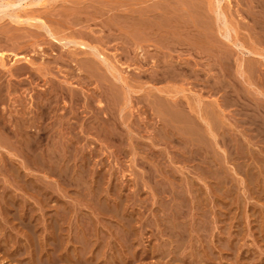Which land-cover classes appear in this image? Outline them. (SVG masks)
<instances>
[{
  "label": "rangeland",
  "instance_id": "374dc122",
  "mask_svg": "<svg viewBox=\"0 0 264 264\" xmlns=\"http://www.w3.org/2000/svg\"><path fill=\"white\" fill-rule=\"evenodd\" d=\"M0 1L2 10L4 1ZM30 1L44 2L14 0L12 9H9L15 12L32 9L44 22L50 17L54 23L48 20L45 30L27 25L19 28L16 25L15 35L20 34V39L16 35L11 40L10 33H0V52H3V62L6 64L5 67L0 65L1 94L3 104L7 106L1 111L7 116L10 110H20V102L24 101L23 106L30 109L29 116L35 117L38 95L49 94L55 89L59 105L58 108L56 106L58 112H51L50 118L43 121L47 132L41 136L42 141L38 139L40 146L36 145L35 156L33 151L27 159V152L20 149L21 142L16 143L14 148L15 153L20 150V156L10 155V151L14 150L7 149L9 146L4 143L7 139L0 135V233L5 231L13 236V241L19 240L24 246L30 243L18 221V214L24 211L7 207L10 200H26L29 204L26 211L33 210L40 222H46V226L48 222L44 219L56 209L50 200L47 206H39L35 203L37 194L32 195L34 192L28 188L21 190L18 188L20 186L28 184L32 188H47L48 197L61 195V211L65 209L70 216L76 211L86 212L94 222L97 219L95 211L98 210L96 200L99 195L112 191L114 197L117 195L123 200L121 209L136 217V221H133L135 224H132L137 234L131 249L133 252L118 241L116 247L119 251L121 249V256H117L115 264H264V41L262 43L261 37L255 38V33L257 36L258 33L251 28L252 16L248 12L255 7L254 10L259 13L260 2L264 0H213V11L208 8L207 0H202L205 16L209 19L205 16V19L202 18L211 23V31L222 41L220 50L216 52L202 53L188 45L178 47L181 50H172L174 41L161 39L155 44L152 41L143 42L144 49L139 54L128 50L131 45L134 46L135 40L129 31L122 32L120 26L131 10L127 9L124 14L115 9L109 10L106 7L109 0H45L47 3L44 6L28 5ZM178 1L148 0L141 5L149 8L151 4L159 2L175 11L185 3V0ZM218 13L226 15L220 16L221 23L216 22ZM124 16V19L120 18ZM75 18L82 22L93 20L87 22L91 24L85 29L84 24L87 23L69 25L70 20ZM224 20L238 24L237 33L230 32L233 39L243 43L246 48L256 46L263 55L257 56L256 61L250 60V55L226 45V40L218 31ZM8 24V18L0 21L1 28L7 29ZM54 28H58V31ZM90 28H93V33ZM29 29L33 36L27 35ZM46 30L49 34L54 30L57 38L66 32L86 31L98 40L91 41L78 34L77 39L89 41L97 55L73 53L74 46L68 47L58 41H51V47L49 42L53 39H50V35L46 36ZM16 44L25 46L16 49ZM228 49H232V53L229 54ZM13 53H25L35 64L31 65L25 60L14 63ZM87 56L98 63L99 68L94 69L93 77L83 63ZM249 61L255 64L252 85L238 70L240 64ZM20 65L26 66L31 75L8 76L5 71L8 67L12 66L15 71ZM74 108H77L75 113ZM70 124L73 126L72 134L77 137L66 133L68 126L71 129ZM30 130L29 135L36 136L34 128ZM67 143L70 145L66 148ZM38 156L42 158L38 159ZM5 159L14 169L20 167L17 170L21 175L20 181L16 180L15 172L3 164ZM28 160L32 161L33 169L26 172L21 165ZM39 161L48 163L45 169L39 167ZM49 162H56L57 167H53V163L50 169L47 168ZM60 170L64 172V177ZM84 174L86 180H83ZM83 189L97 193L94 194V202V196L88 198L80 195ZM78 198L82 200L81 204ZM109 200L112 204V197ZM175 214L183 216V219L180 217L186 230L183 239L178 237L176 240ZM39 227L43 230L41 224ZM0 242V264H21L17 262L19 257L13 253L16 246H9V239L3 240L1 236ZM1 244L10 250V254L13 253L12 256L6 254L5 248L3 252ZM210 249L213 254L208 253ZM98 259L100 264H114L113 260L106 263L104 257ZM59 263L65 264L60 260L53 264Z\"/></svg>",
  "mask_w": 264,
  "mask_h": 264
},
{
  "label": "bare ground",
  "instance_id": "6f19581e",
  "mask_svg": "<svg viewBox=\"0 0 264 264\" xmlns=\"http://www.w3.org/2000/svg\"><path fill=\"white\" fill-rule=\"evenodd\" d=\"M3 8L0 11V21L2 22L5 18H8L9 24L7 25V29L5 27V29L0 27V33L6 32V33H10V39L11 38H15L16 35L19 37L20 34H16L15 35V31L18 27H23V26H34L37 27L39 30L46 27V22L49 20L50 23L53 22V19H51L50 17H48L49 19H47V21L44 22L43 19H41L42 17L40 16H36V12L35 10L32 9H24L23 11L18 10V12L15 10L12 11L9 9V7L11 8V6L14 3V0H3ZM57 1V0H55ZM75 1V0H74ZM96 1V0H93ZM148 0H114L111 1L109 0L107 3H109V6H106L108 8H110L109 10H117L121 13H125L127 12L126 10H131L130 14L126 17H120L122 19H124L126 17V19H124L122 22V24L120 25L122 28V32L123 30H127L129 31V35L135 40V44L134 46H128L129 47V51L134 52V53H140L144 47H143V42H148V41H152L154 42H159V40L162 39V41L164 39H171L173 43V45L175 44V46L173 47L171 44V49L172 50H176V49H180L178 47L180 46H191L199 49L202 53H212V51H218L219 49V45L222 44V41L220 40L219 36L216 35V33L214 34L211 31V23L203 20L204 16L206 15L204 13V7L202 6V0H194V2H192V4L190 3L191 0L187 1L189 2L188 4L185 3L181 6V8L178 6V8H180L179 10H171L168 5H164V3H155V4H151V6H146L149 8H144L145 6H142V3L147 2ZM178 1V0H176ZM181 0H179L178 2H180ZM193 1V0H192ZM1 2V1H0ZM31 2V3H30ZM28 5H41L44 6L45 3H47V1L44 0V2H32L30 1ZM117 2V3H116ZM258 2V1H256ZM99 3V2H98ZM110 3H112V5H110ZM176 3V2H175ZM102 4V3H101ZM135 4L137 5L135 7ZM150 4V3H149ZM207 4H208V8L210 10H214V2L213 0H207ZM16 5V4H15ZM108 5V4H105ZM181 5V4H180ZM128 6V7H127ZM252 6V5H251ZM257 6V5H255ZM259 7V5L257 6ZM177 7H175L176 9ZM255 8V7H254ZM254 8L252 10H248V12L251 14L252 17L251 18V28L256 29L258 36L255 33V38H262L260 39L263 43L264 41V1L260 2V12L257 13ZM12 9V8H11ZM86 9V8H85ZM174 9V8H173ZM218 9V8H216ZM37 10V9H36ZM45 11V10H44ZM107 11V10H106ZM258 11V10H257ZM72 14V11H70ZM69 12V13H70ZM91 12V11H90ZM39 15H42L40 12H38ZM118 13V12H117ZM123 13V14H124ZM222 13V12H221ZM221 13H218L216 15V22H218L220 20V16H226ZM119 14V13H118ZM193 14H195L193 16ZM214 14V13H213ZM221 14V15H219ZM76 15V14H75ZM103 15V14H102ZM167 15V16H166ZM45 17V16H44ZM47 17V15H46ZM203 17V18H202ZM260 17V18H258ZM77 18V17H76ZM75 18V19H76ZM118 18V17H117ZM206 18V16H205ZM204 18V19H205ZM226 17H224L225 19ZM46 19V18H45ZM119 19V18H118ZM209 19V18H206ZM223 19V18H222ZM227 19V18H226ZM231 19V18H230ZM93 19H88L86 20V22H82L81 20H73L69 22V25H78L77 23H87L89 21H92ZM6 21V20H5ZM215 22V23H216ZM220 22V21H219ZM49 23V24H50ZM81 23V24H82ZM221 23V22H220ZM239 23V22H238ZM91 23H87L84 24V28H89ZM217 24V23H216ZM18 25V27L16 26ZM54 25V24H53ZM80 25V24H79ZM238 25V24H237ZM236 25V22H233L232 20L228 21V20H224L221 24V26L219 25L218 31L221 35V37H223L227 44L226 45H231L233 47H235V49H239L242 51L243 54H247L250 55L249 59L250 60H255L256 61V57L257 56H261L263 55L262 52L256 47V46H251L250 48H246L243 43L239 42L237 39H233L230 36V32L234 31L236 32V29L238 28ZM48 26V25H47ZM58 26V25H57ZM61 26V25H60ZM81 26V25H80ZM116 27V26H114ZM216 27V26H215ZM218 27V26H217ZM49 28V27H48ZM59 28V27H58ZM58 28H54V30L57 32ZM71 28V27H70ZM69 28V29H70ZM112 28V27H110ZM47 28H44V30ZM52 29V28H51ZM21 30V29H20ZM23 30V29H22ZM49 30V29H48ZM53 30V32H54ZM90 32L93 33V28H90ZM110 30V29H109ZM17 31V30H16ZM60 31V30H59ZM62 31V30H61ZM60 31V32H61ZM111 31V30H110ZM49 32V31H48ZM53 32L51 34L46 33L48 35H50L53 40H50L49 45L52 47L53 43H51V41H58L60 43H63V45H66L69 47V45L74 46V49L72 50L73 53H84L86 55H93L95 53H97L96 49H94L93 45H91V43L88 41L86 42L85 40H83L84 38H88L89 40H98L95 39L96 37L90 36L88 32H83V31H71V32H66L67 34H64V36H60L59 38L55 37L53 34ZM109 32V31H108ZM233 32V33H234ZM218 33V34H219ZM237 33V32H236ZM38 34V33H36ZM58 34V33H57ZM77 34L78 36H80L81 38L84 37L82 40H78L77 39ZM27 35H34V33L30 32V29L28 30ZM59 35V34H58ZM39 36V35H38ZM236 36V35H234ZM6 37V36H5ZM45 37V36H44ZM114 37V36H113ZM112 37V38H113ZM107 38V36H106ZM105 38V39H106ZM1 39V37H0ZM20 39V38H19ZM23 39V38H22ZM101 39V38H100ZM111 39V38H110ZM12 40V39H11ZM62 40H65L64 42H62ZM109 40V38H108ZM256 40V39H255ZM100 41V40H99ZM105 41V40H103ZM170 42V40H168ZM167 41V42H168ZM258 41V40H257ZM102 42V41H101ZM151 42V43H152ZM157 42V43H158ZM94 43V42H93ZM106 43V42H105ZM162 43V42H161ZM20 44V43H19ZM99 44V42H98ZM101 44V43H100ZM131 44V42H130ZM166 44V42H165ZM169 44V43H168ZM169 44V45H170ZM254 44V43H253ZM164 45V44H162ZM167 45V44H166ZM255 45V44H254ZM2 46V45H1ZM25 45H17L16 44V49H21L22 47H24ZM57 46V45H56ZM145 46V45H144ZM147 46V45H146ZM167 47V46H166ZM190 47V48H191ZM223 47V46H222ZM14 48V49H15ZM97 48V46H96ZM147 48V47H146ZM163 48V46L161 47ZM221 48V46H220ZM227 48V46H226ZM230 48V46H229ZM26 49V48H25ZM32 49V48H31ZM126 49V48H125ZM164 49V48H163ZM193 49V48H191ZM196 49V50H197ZM224 49V48H223ZM151 50V49H150ZM160 50V49H159ZM162 50V49H161ZM171 50V51H172ZM181 50V49H180ZM187 50H189L187 48ZM232 50V49H231ZM230 49H228L227 51L230 53L231 52ZM17 51V50H16ZM127 51V49H126ZM145 51V50H144ZM167 51V50H166ZM165 51V53H166ZM169 51V50H168ZM195 51V50H194ZM148 52V50H147ZM155 52H157L155 50ZM160 52V51H159ZM170 52V51H169ZM173 52V51H172ZM181 52V51H179ZM224 52V51H223ZM227 52V53H228ZM63 53V52H62ZM129 53V52H128ZM144 53V52H143ZM152 53H154L152 51ZM161 53H164L161 52ZM198 53V52H197ZM226 53V52H225ZM25 54V53H24ZM19 54V53H13V56L15 57L14 59V63H19L23 60H25L27 63H30L31 65H34V61L30 58H28L27 55ZM150 54V53H149ZM158 54V53H157ZM215 54V53H214ZM218 54V53H217ZM216 54V55H217ZM227 54V55H229ZM3 52H0V57H1V61H0V65L2 67H5V63L3 62ZM97 54H95L96 56ZM202 55V54H201ZM220 55V54H219ZM226 55V56H227ZM138 56V55H137ZM144 56V55H143ZM150 56V55H149ZM158 56V55H156ZM156 56H154L156 58ZM230 56V55H229ZM245 56V55H244ZM99 57V56H97ZM151 57V56H150ZM160 57V56H159ZM148 58V57H147ZM255 58V59H254ZM101 59V58H100ZM103 59V58H102ZM151 60V59H150ZM157 60V59H156ZM170 60V59H169ZM248 60V59H247ZM108 61V60H107ZM107 61L105 63H107ZM158 61V60H157ZM179 61V60H178ZM101 62V61H100ZM99 62V63H100ZM147 62V61H146ZM162 62V61H161ZM171 62V61H170ZM177 62V61H176ZM217 62V61H216ZM253 61H249V63H246L244 65L240 64L239 65V73L241 76H245L246 82L248 84H251V79H252V75H253V71L255 68V64L252 63ZM26 63V64H27ZM84 66L88 69L90 76L93 77V71L97 67V62L92 59L90 56H87L84 61ZM102 63V62H101ZM110 63V62H109ZM140 63V62H139ZM158 63V62H157ZM174 64V63H173ZM176 64V63H175ZM13 65V64H11ZM104 65V64H102ZM109 65V64H108ZM107 65V66H108ZM111 65V64H110ZM146 65V64H145ZM189 65V64H188ZM105 66V65H104ZM113 66V64H112ZM115 66V65H114ZM164 66V65H163ZM178 67V65H176ZM182 66V65H180ZM1 67V68H2ZM106 67V66H105ZM111 67V66H110ZM36 68V67H35ZM40 68V67H39ZM38 68V70H39ZM43 68V67H42ZM109 68V67H108ZM113 68V67H112ZM111 68V69H112ZM174 68V67H173ZM176 68V67H175ZM4 69V68H3ZM84 69V68H83ZM104 69V68H103ZM107 69V67H106ZM111 69L108 71H111ZM116 69V68H115ZM114 70V69H113ZM117 70V69H116ZM5 71L8 72V76L12 77V76H18L19 74H25V73H29L28 75H31V73L29 72L30 70H28V68L26 66L20 65L17 66V68L15 69V71H13L12 66L8 67ZM96 71V70H95ZM155 71V70H154ZM41 72V71H40ZM99 72V71H98ZM97 72V73H98ZM116 72V71H115ZM177 72V71H176ZM248 72V73H247ZM5 73V72H4ZM114 73V72H113ZM117 73V72H116ZM186 73V72H185ZM246 73L249 75L246 76ZM96 74V72H95ZM111 74V73H110ZM115 74V73H114ZM176 74V73H175ZM101 75V74H100ZM106 75V74H105ZM120 75V74H119ZM6 77V76H5ZM153 77V75H152ZM117 78V77H116ZM121 77L119 76V79ZM196 78V77H195ZM2 79V75L0 74V81ZM118 79V78H117ZM118 79V80H119ZM244 79V78H243ZM124 80V79H123ZM221 80V79H220ZM253 83V82H252ZM247 84V85H248ZM252 85V84H251ZM1 83H0V135L2 137V135L4 136L5 139H7L6 141H4L5 144H7L9 147H7V149L9 148V150H14V152L10 151V155L12 156H17L19 155L18 153H20L18 150V153H15V144L16 143H20L21 142V151L22 149L24 151H26L27 153V159L28 156H30L29 154H32V152L36 149V145H39L37 143H40L38 141V139L41 140V136L47 132V126H43V121H47L46 119L50 118V114L51 112L53 114H56V110L58 108V102H57V96L55 94V90L52 91L51 93L48 92L49 94H45V95H38L39 98V102L37 103V115H35V117L32 116V118L29 116L30 113V109L27 106H23V104L25 103L20 102L22 106H20V110H16L13 112L12 110L9 111V114L7 116H5V113L1 110L3 109H7V106L3 104V98H2V94H1ZM10 87V86H9ZM47 93V92H46ZM73 93V92H72ZM71 93V94H72ZM4 94V93H3ZM74 94V93H73ZM108 94V93H107ZM157 100V99H156ZM5 101V100H4ZM7 101V100H6ZM19 103V104H20ZM23 103V104H22ZM177 103V102H176ZM18 104V105H19ZM57 106V108H56ZM166 106V105H165ZM17 107V106H16ZM60 107V106H59ZM77 109V108H76ZM76 109L74 108L73 112H76ZM169 109V108H168ZM65 110V109H64ZM2 112V113H1ZM72 112V113H73ZM177 112V111H176ZM63 114V113H62ZM175 116V115H174ZM263 116V115H262ZM61 117V116H60ZM63 118V116L61 117V119ZM67 118V117H66ZM254 118V117H253ZM60 119V120H61ZM190 120V119H189ZM62 121V120H61ZM66 121V120H65ZM64 121V122H65ZM194 121V120H193ZM213 121V120H212ZM54 122V121H53ZM68 122V121H67ZM48 123V122H47ZM60 123V122H59ZM62 123V122H61ZM69 123H71L69 121ZM68 123V124H69ZM63 124V123H62ZM255 124V123H254ZM47 125V124H46ZM58 125V124H57ZM72 124H70L71 127ZM100 125V124H99ZM198 125V124H197ZM262 126V125H261ZM97 127V126H96ZM34 128L35 132H36V136H31L29 135V131H31L30 129ZM64 128V127H63ZM72 128L66 129V133L71 134V137H77L75 135L72 134ZM99 129V128H98ZM101 130V129H100ZM33 131V130H32ZM55 132V131H54ZM101 132V131H100ZM104 132V131H103ZM65 133V134H66ZM76 133V132H74ZM112 134L111 132H107ZM63 134V133H62ZM47 136V135H46ZM0 137V138H1ZM52 137V136H51ZM66 137V136H65ZM68 137V136H67ZM79 137V136H78ZM117 137V136H116ZM69 138V137H68ZM71 139V138H70ZM69 139V142L71 141ZM79 139V138H78ZM77 139V140H78ZM43 140V138H42ZM41 140V141H42ZM76 140V138H75ZM227 140V139H226ZM65 141V140H64ZM63 141V142H64ZM68 141V140H67ZM79 141V140H78ZM2 142H0L1 144ZM42 143V142H41ZM72 143V142H70ZM62 144V143H61ZM4 145V144H3ZM6 145V146H7ZM54 145V144H53ZM70 144H66V148L69 147ZM20 146V145H19ZM40 146V145H39ZM184 146V145H183ZM2 147V146H1ZM4 147V146H3ZM18 147V146H17ZM47 147V146H46ZM71 147V146H70ZM53 148V147H52ZM58 148V147H57ZM61 148V147H60ZM63 148V147H62ZM39 149V148H37ZM41 149V148H40ZM75 149V148H73ZM55 150V148H54ZM62 149H60L61 151ZM67 150V149H65ZM64 150V151H65ZM71 150V149H69ZM183 150V149H182ZM50 151V150H49ZM74 151V150H73ZM188 151V150H187ZM7 152V151H6ZM40 152V151H39ZM46 152V151H45ZM52 152V151H51ZM63 152V151H62ZM71 152V151H70ZM8 153V152H7ZM25 153V152H24ZM56 153V152H55ZM61 154V153H60ZM75 154V152H74ZM9 155V153H8ZM33 155L35 156V151L33 152ZM37 155V154H36ZM42 155V154H41ZM46 155V154H45ZM20 156V155H19ZM22 156V155H21ZM53 156V155H52ZM55 156V155H54ZM61 156V155H60ZM64 156V155H63ZM74 156V155H73ZM77 156V155H76ZM191 156V155H190ZM42 158L41 156H38V159ZM45 157V156H44ZM62 157V156H61ZM52 158V157H51ZM63 158V157H62ZM11 159V157H10ZM26 159V160H27ZM32 159V158H31ZM37 159V158H35ZM38 159H37V163H38ZM54 158H52L53 160ZM67 159V158H66ZM75 159V158H74ZM1 160V159H0ZM49 160V159H48ZM55 160V159H54ZM72 160V159H71ZM222 160V159H221ZM25 161V160H24ZM23 161V162H24ZM30 160H28L27 163L22 164V168L27 170L26 172H28L29 169H33L31 167L32 164H30L31 162H29ZM43 161H45V159H43ZM58 161V160H57ZM76 161V160H75ZM190 161V160H189ZM35 161H33L34 163ZM41 162V161H39ZM46 162V161H45ZM48 162V161H47ZM59 162V161H58ZM62 162V161H61ZM71 162V161H70ZM9 163V162H8ZM36 163V162H35ZM54 163V162H53ZM50 163L49 167H52V164ZM60 163V162H59ZM58 163V165H59ZM64 163V161H63ZM262 163V162H261ZM3 164H7V161L5 159V161H3ZM41 166L39 167H46L48 163L44 164V163H39ZM57 163L55 162L53 164V167L56 165ZM264 164V163H263ZM8 165V167H7ZM6 167L9 168L10 171L15 172L14 176L16 177V180L21 179V175L17 172V170L20 168L14 169L15 167H13L12 164H7ZM34 165V164H33ZM46 165V166H45ZM63 165V164H62ZM65 165V163H64ZM77 165V164H76ZM238 165V164H237ZM37 166V165H36ZM34 166V167H36ZM211 166V165H210ZM38 167V166H37ZM57 167V165H56ZM62 166H60L61 168ZM64 167V166H63ZM66 167V166H65ZM64 167V168H65ZM78 167V166H77ZM46 168V170H47ZM68 168H71L68 167ZM80 168V167H79ZM38 169V168H37ZM45 169V168H44ZM50 169V168H49ZM59 169V168H58ZM58 169H56V171H58ZM63 169V168H62ZM81 169V168H80ZM22 170V169H21ZM24 170V171H25ZM54 170V169H52ZM36 171V170H35ZM61 171V170H60ZM69 171V170H68ZM71 171V170H70ZM49 172V171H48ZM47 172V173H48ZM79 172V171H77ZM22 173V172H21ZM25 173V172H24ZM63 171H61V174L63 176ZM66 173V172H65ZM70 173V172H68ZM67 173V174H68ZM264 173V172H263ZM26 174V173H25ZM23 174V175H25ZM30 174V173H29ZM32 175V174H31ZM79 176V174H76ZM83 175V173L81 174ZM256 175V174H255ZM13 176V173H12ZM29 176V175H28ZM69 178H71V175H68ZM88 176V175H87ZM14 177V178H15ZM64 177V176H63ZM77 177V176H76ZM86 175L84 174V178L86 180ZM89 177V176H88ZM94 177V176H93ZM66 178V177H65ZM68 178V177H67ZM66 178V179H67ZM27 179V178H26ZM63 179V178H62ZM74 179V177H73ZM80 179L81 176H80ZM9 180V179H8ZM38 180V179H37ZM65 180V179H64ZM76 180V178H75ZM74 180V181H75ZM81 180V181H83ZM90 180V179H89ZM226 180V179H225ZM20 181V180H19ZM23 181V180H21ZM30 181V179H29ZM40 181V180H39ZM72 182V180H69ZM68 181V182H69ZM77 182V181H76ZM86 182V181H85ZM90 182V181H88ZM93 183V182H92ZM97 184V182H95ZM71 183H68V185H70ZM76 184V183H75ZM86 183H84L83 185H85ZM89 184V183H88ZM88 184L86 187H88ZM100 184V183H99ZM67 185V186H68ZM95 185V184H94ZM77 186V184H76ZM90 186V185H89ZM96 186V185H95ZM100 186V185H99ZM24 187V188H23ZM23 187H18L21 190H24L25 188H28L29 190H32L34 192V194L32 195H36L35 196V203H37L39 206H43L46 205L51 201L53 202V207H56L55 211L50 212L49 214H47V218L44 220H47V226L44 224V222H40L39 217H36L33 213V210H29L28 212L26 211V208L28 204V202L26 200H19V201H12L10 200V202H8V206L9 208H15L16 210H18V212L23 209L24 212L19 213V217H18V221H19V225L25 229V236L28 237L29 239V245L24 246L23 243H19V240H14V238H12V235L7 234L5 231L0 233L1 239L6 240L9 239V242H7L8 244H10L9 246H16L13 250V253H15V255H17L19 257L18 261L21 264H53L54 262H56L57 260L63 261L65 264H100L99 263V259L100 257H104V260L106 263H109L111 260L114 261L116 260L117 256H121V249L119 251V249L116 247L118 241L119 244L123 247H126L127 249H130L131 252H133L131 249L134 246V242H136V236L137 234H135V231H133V221L135 222L136 220L132 215H128V212L123 211L120 207V203L121 201L123 202V200H121L120 197H118L117 195L114 197L115 194L112 193V191H110V193L104 194V195H99L98 199L96 200V204L97 205V211H95L96 214V222H94V220L92 219V217L86 213V212H75V214H73L72 216H70L68 214V212L61 211V207H62V202L61 199V195H59V197H48L47 195V188H45L46 190L43 189H38L37 187L32 188L30 186L24 185ZM39 187V186H38ZM42 187V186H41ZM73 188V187H72ZM80 188V187H79ZM91 187H89L90 189ZM96 188V187H94ZM8 189V188H7ZM89 189H83L82 193H80V195H82L83 197H93V202L95 199V195L97 193L92 192ZM102 189V188H101ZM50 190V189H49ZM76 190V189H74ZM80 190V189H79ZM96 190V189H94ZM98 190V189H97ZM116 190V189H115ZM114 190V191H115ZM78 191V188H77ZM99 191V190H98ZM161 191V190H160ZM23 192V191H22ZM97 192V191H96ZM104 192V191H103ZM61 193V192H60ZM101 193V192H100ZM106 193V191H105ZM117 193V191H116ZM53 194V193H52ZM57 194V192H56ZM55 194V195H56ZM59 194V193H58ZM99 194V193H98ZM119 194V193H117ZM113 195V196H112ZM76 196V195H75ZM98 196V195H97ZM34 197V196H32ZM88 197V198H89ZM109 197H112V201L113 203H110ZM23 199V198H22ZM34 199V198H33ZM79 199V198H78ZM81 199V197H80ZM79 199V200H80ZM7 200V199H6ZM50 200V201H49ZM63 200V199H62ZM78 200V201H79ZM4 201V200H3ZM82 200H80V204ZM65 202V201H64ZM78 203V202H77ZM165 203V202H164ZM79 204V205H80ZM69 205V204H68ZM166 205V204H165ZM67 206V205H65ZM31 207V206H30ZM45 207V206H44ZM64 207V206H63ZM71 207V206H69ZM76 207V206H75ZM61 208V209H60ZM68 208V207H67ZM29 209V208H28ZM94 209V208H93ZM124 209V208H123ZM185 209V208H184ZM92 210V209H91ZM22 211V210H21ZM71 211V210H70ZM69 211V212H70ZM128 211V210H127ZM35 212V211H34ZM92 212V211H91ZM184 212V211H183ZM45 214V213H44ZM13 215V214H12ZM17 215V214H16ZM177 215V214H175ZM184 215V214H183ZM43 217V216H42ZM180 217L183 216L182 214L177 215L175 217V235L177 236L176 240L178 239V237H181L182 239L184 238L183 235H185V225L183 223L182 220H180ZM15 218V217H14ZM167 218V217H166ZM185 218V216H184ZM192 218V217H191ZM196 218V217H195ZM203 218V217H202ZM28 219V220H27ZM194 219V218H193ZM206 219V218H205ZM43 220V218H42ZM186 221V220H185ZM17 222V221H16ZM146 222V221H145ZM43 223V225H42ZM133 223V224H132ZM173 223V222H172ZM39 224H41L42 229L44 226H46L47 228H44L43 230H41V228L39 227ZM144 224V223H143ZM171 225V223H170ZM194 226V225H193ZM20 228V227H19ZM203 228V227H202ZM105 229V230H104ZM169 229L173 230L174 228L169 227ZM106 230H110V231H106ZM140 231V230H139ZM110 232V233H109ZM108 233V234H107ZM200 233V232H199ZM16 234V233H15ZM19 234V233H18ZM18 234L16 236H18ZM195 234V233H194ZM23 235V234H22ZM119 235V236H118ZM199 235V234H198ZM19 237V236H18ZM24 237V235H23ZM117 238H119L117 240ZM201 238V237H200ZM16 239V238H15ZM180 239V238H179ZM207 240V239H206ZM8 241V240H7ZM117 241V242H116ZM186 241V240H185ZM223 241V240H222ZM226 241V240H225ZM11 242V243H10ZM26 242V241H25ZM218 242V240H217ZM221 242V241H220ZM1 243V242H0ZM185 243V242H184ZM205 243V242H204ZM203 243V244H204ZM225 243V242H224ZM223 243V244H224ZM2 245V244H1ZM199 245V244H198ZM6 246V245H5ZM193 246V245H192ZM207 246V245H206ZM223 246H227V245H223ZM228 247V246H227ZM230 247V245H229ZM5 247H3L2 245V250H4L3 252H5V249L7 250V248L3 249ZM185 248V247H184ZM196 248V247H195ZM208 248V246H207ZM222 248V247H221ZM198 250V249H197ZM10 251V250H9ZM9 251L7 250L6 254H9L12 256V254L9 253ZM168 251V250H167ZM130 253V252H129ZM210 254H213L211 249L208 252ZM234 254V252H233ZM13 255V256H15ZM16 256V257H17ZM22 256V257H20ZM211 257V256H210ZM214 258V257H213ZM234 258V257H233ZM237 260V258H235ZM118 260V259H117ZM126 260V259H125ZM124 260V261H125ZM235 260V261H236ZM176 261V260H175ZM15 262V261H13ZM238 262V260H237ZM246 262V261H245ZM239 263V262H238ZM237 263V264H238ZM16 264V263H15ZM60 264V263H59ZM63 264V263H62ZM115 264V263H114ZM117 264V263H116ZM250 264V263H249Z\"/></svg>",
  "mask_w": 264,
  "mask_h": 264
}]
</instances>
